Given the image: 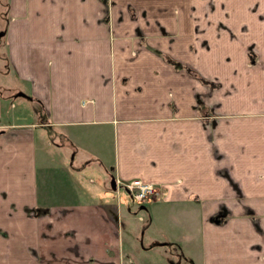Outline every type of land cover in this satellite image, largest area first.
Listing matches in <instances>:
<instances>
[{
	"label": "crops",
	"instance_id": "crops-1",
	"mask_svg": "<svg viewBox=\"0 0 264 264\" xmlns=\"http://www.w3.org/2000/svg\"><path fill=\"white\" fill-rule=\"evenodd\" d=\"M0 13L15 79L0 78V264L144 263L143 231L123 242L109 192L132 179L155 185L138 204L153 260L264 264V0H0ZM70 150L114 187H82Z\"/></svg>",
	"mask_w": 264,
	"mask_h": 264
},
{
	"label": "rangeland",
	"instance_id": "rangeland-1",
	"mask_svg": "<svg viewBox=\"0 0 264 264\" xmlns=\"http://www.w3.org/2000/svg\"><path fill=\"white\" fill-rule=\"evenodd\" d=\"M2 14L3 13H0V24L4 21L3 19L5 18L4 16H2ZM6 57H7L6 51L2 47V44H0V69H1L0 78H2V80L4 81L3 84L6 83L9 85L12 83V80L14 82L15 79L11 78V76H9V74L6 73V70L8 69L6 64ZM18 85H20L19 82ZM12 100L16 103L17 107L18 106L21 107L23 114L27 115L26 111L29 110L30 102H28L27 104L24 103L22 104L21 100L23 99L15 94L14 96H12ZM23 109H25L26 111ZM71 151L72 150H70L66 155L64 154L65 162H68V164L72 162L70 165L71 166L70 171L72 175H74L75 180L79 181L82 187H85V189L90 187H93L95 189L96 188L100 189L102 185L108 188L110 187L109 185H110L111 176L104 167H102L96 160L95 161L89 160L88 162L83 163L81 168L78 169V165H79L78 158L76 157L71 159L69 155ZM109 192L111 193L112 198H114L113 200L117 205L118 231H119V235L122 236L123 242H126L127 240L129 241L130 227L133 228L135 225L141 227L142 229L141 231L143 232L142 234H140L141 236L139 238L134 239V243H136L137 245L138 244L139 245L141 244L142 246L144 245L147 248L146 251L143 253L145 257L143 259L144 263L142 264H166L167 262L165 263V260L164 261L161 260L160 257H154L155 259L153 260L152 253L153 251L156 252L158 249H156L155 247H151L149 234H151L152 229L150 227V224H148L146 221V214L144 212L145 210L138 208L139 203H134L131 200V198L127 196V193L123 186H119V187L117 186L116 192L115 190ZM126 207H130L129 211L126 210ZM137 213L143 215L142 220H136L135 217ZM153 233L154 234L158 233L159 235H161L157 231ZM177 260L178 259L175 260L172 259L171 261L172 264H186L184 260H181V262H178Z\"/></svg>",
	"mask_w": 264,
	"mask_h": 264
},
{
	"label": "built area",
	"instance_id": "built-area-1",
	"mask_svg": "<svg viewBox=\"0 0 264 264\" xmlns=\"http://www.w3.org/2000/svg\"><path fill=\"white\" fill-rule=\"evenodd\" d=\"M124 189L133 201L139 203L147 196L153 194L155 185L138 179H132L122 183Z\"/></svg>",
	"mask_w": 264,
	"mask_h": 264
},
{
	"label": "water",
	"instance_id": "water-1",
	"mask_svg": "<svg viewBox=\"0 0 264 264\" xmlns=\"http://www.w3.org/2000/svg\"><path fill=\"white\" fill-rule=\"evenodd\" d=\"M114 179L111 177V180H110V186L114 187Z\"/></svg>",
	"mask_w": 264,
	"mask_h": 264
}]
</instances>
